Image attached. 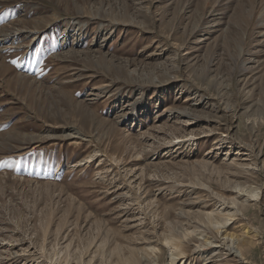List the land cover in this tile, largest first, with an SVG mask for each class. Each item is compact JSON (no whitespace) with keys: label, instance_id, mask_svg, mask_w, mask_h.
<instances>
[{"label":"rangeland","instance_id":"rangeland-1","mask_svg":"<svg viewBox=\"0 0 264 264\" xmlns=\"http://www.w3.org/2000/svg\"><path fill=\"white\" fill-rule=\"evenodd\" d=\"M175 246L264 264V0H0V264Z\"/></svg>","mask_w":264,"mask_h":264},{"label":"bare ground","instance_id":"bare-ground-1","mask_svg":"<svg viewBox=\"0 0 264 264\" xmlns=\"http://www.w3.org/2000/svg\"><path fill=\"white\" fill-rule=\"evenodd\" d=\"M218 233H220L219 230H218ZM244 234H246V236H248V237H244V238L242 237V239H239L240 237L237 238L234 235L220 234V238H221L220 240H221L222 244L225 245V247H227V249L229 251L236 249L237 252L240 253V256H243L244 247H248V246L253 244L252 236H250L248 232H245ZM240 241H241V244H240ZM205 242H206V246H205L206 248L211 247L212 244H215L214 241H211L209 239H206ZM195 249L197 252H199V250H202L200 248V245H196ZM174 250L176 251V254L174 255L175 257L176 256L178 257L181 255L182 252L180 251L181 249H178V246H175ZM217 254L218 253L215 251V252H213L212 255L213 256L216 255L215 257L217 258V256H218ZM177 257L174 258V260L171 264H174V262L177 260ZM218 257H220V256H218ZM180 259L181 258L179 257V261H177L176 264H178L180 262Z\"/></svg>","mask_w":264,"mask_h":264}]
</instances>
